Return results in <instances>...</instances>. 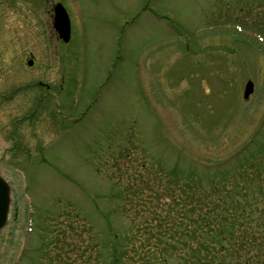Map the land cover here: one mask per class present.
I'll use <instances>...</instances> for the list:
<instances>
[{
	"label": "rangeland",
	"instance_id": "rangeland-1",
	"mask_svg": "<svg viewBox=\"0 0 264 264\" xmlns=\"http://www.w3.org/2000/svg\"><path fill=\"white\" fill-rule=\"evenodd\" d=\"M253 136L264 153V0H0V264H76Z\"/></svg>",
	"mask_w": 264,
	"mask_h": 264
},
{
	"label": "trees",
	"instance_id": "trees-1",
	"mask_svg": "<svg viewBox=\"0 0 264 264\" xmlns=\"http://www.w3.org/2000/svg\"><path fill=\"white\" fill-rule=\"evenodd\" d=\"M252 145L261 147L258 136L209 164L207 178L187 175L177 192L166 186L170 208L154 205L142 221L136 211L134 224L101 246L78 245L76 264H264V153L250 155ZM227 161L237 163L231 171Z\"/></svg>",
	"mask_w": 264,
	"mask_h": 264
},
{
	"label": "water",
	"instance_id": "water-1",
	"mask_svg": "<svg viewBox=\"0 0 264 264\" xmlns=\"http://www.w3.org/2000/svg\"><path fill=\"white\" fill-rule=\"evenodd\" d=\"M54 27L59 33V36L64 41H68L70 37V21L68 14L61 3H56L54 6ZM32 60L28 64H32ZM253 91V82L248 80L244 89V98H248ZM10 187L7 181L0 175V228L5 224L7 218V211L9 207Z\"/></svg>",
	"mask_w": 264,
	"mask_h": 264
}]
</instances>
